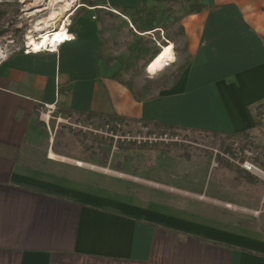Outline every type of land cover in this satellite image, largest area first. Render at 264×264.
<instances>
[{
    "label": "crops",
    "instance_id": "1",
    "mask_svg": "<svg viewBox=\"0 0 264 264\" xmlns=\"http://www.w3.org/2000/svg\"><path fill=\"white\" fill-rule=\"evenodd\" d=\"M153 2L108 0L127 8ZM193 3L204 8L181 19L190 63L154 97L138 98L100 61L91 14L72 20L70 40L56 51L17 53L0 64V264H264V212L67 158L54 151L39 116L52 106L51 118L67 110L225 133L253 130L264 102V0ZM178 195L201 201L191 202L200 208L259 216L262 224L243 229L205 207L179 208Z\"/></svg>",
    "mask_w": 264,
    "mask_h": 264
},
{
    "label": "rangeland",
    "instance_id": "2",
    "mask_svg": "<svg viewBox=\"0 0 264 264\" xmlns=\"http://www.w3.org/2000/svg\"><path fill=\"white\" fill-rule=\"evenodd\" d=\"M77 1L71 11V21L76 16L90 14L97 20L100 61L114 67L119 78L138 98L161 94L175 84L189 65L190 55L181 19L194 0H154L151 5H145L152 12L150 17L143 14L135 17L131 10H123L125 6H112L108 0ZM60 5L50 0H2L0 33L9 32L22 41L28 36L53 31L63 18L38 31L34 24ZM38 10L28 17L29 13ZM152 18L155 19L152 27H157L143 29ZM134 19L138 21L133 23ZM162 46L168 47L170 59L176 58L173 65L164 69L169 57L157 60L156 56L151 60ZM259 114H264V107ZM259 114H254V120L264 125V118ZM47 128L54 137V151L67 158L206 194L258 211L259 215L264 212V129L261 127L254 126L248 132L249 138L230 137L188 129H167L139 120L112 119L105 114H76L62 110L53 115ZM225 147L232 153L224 152ZM251 168L259 171L262 177L251 172ZM101 181L105 182L104 177ZM152 197L167 202L171 199L158 191H153ZM176 197L179 208L190 206L194 212L206 210L211 216L243 229H255L262 224L259 216L212 205L202 206L205 207L203 210L191 204H204L201 201L181 195Z\"/></svg>",
    "mask_w": 264,
    "mask_h": 264
},
{
    "label": "built area",
    "instance_id": "3",
    "mask_svg": "<svg viewBox=\"0 0 264 264\" xmlns=\"http://www.w3.org/2000/svg\"><path fill=\"white\" fill-rule=\"evenodd\" d=\"M1 1L2 0H0V2ZM71 11L68 12L63 17L59 27L53 30V31L59 30L61 27L64 26L68 36L61 40L54 41L53 43H48L46 45H43L37 50L33 49V47L29 45L30 40L28 39V37L25 40L18 41V39L14 38L12 34L9 32L0 33V64L6 61L12 55L17 54V53L30 54V53H36V52H42V51H46V52L56 51V48L60 43L66 40H70L71 38V35L69 33V27L72 23L71 15L73 14V12ZM39 37L40 35L34 36L33 39L38 41ZM53 110L54 108L52 106H45L44 113L42 114V116L40 114V117L43 119L47 127L49 126V122L51 119V113L53 112Z\"/></svg>",
    "mask_w": 264,
    "mask_h": 264
},
{
    "label": "bare ground",
    "instance_id": "4",
    "mask_svg": "<svg viewBox=\"0 0 264 264\" xmlns=\"http://www.w3.org/2000/svg\"><path fill=\"white\" fill-rule=\"evenodd\" d=\"M50 1L51 2L54 1L55 3H60L61 5H60L59 9H55V8L52 9V11L48 14V17L36 21V23L34 24V29L37 31L41 30L43 27H48L51 24H54L57 21L61 20L78 3L77 0H50ZM37 12H39V10L29 13L28 17H32ZM67 36H68V34L65 30V27L63 26L59 30L48 31V32L43 33L38 38V41L33 39L32 36H28V39L30 40L29 45L32 46L33 49L37 50L43 45H46L48 43H53L54 41L61 40L63 38H66ZM167 58H168V50L165 46H162L156 59L157 60H166ZM251 169H253V168H251ZM253 171L260 173L256 169H253Z\"/></svg>",
    "mask_w": 264,
    "mask_h": 264
},
{
    "label": "trees",
    "instance_id": "5",
    "mask_svg": "<svg viewBox=\"0 0 264 264\" xmlns=\"http://www.w3.org/2000/svg\"><path fill=\"white\" fill-rule=\"evenodd\" d=\"M145 5L146 4L143 3L142 5H140L137 8L123 7V10H125V11L126 10H131L133 12L132 15L135 16V17H137L138 15H142V14L145 15L146 17H150L152 12H151V10H148ZM203 8L204 7L200 3H192L189 6L187 14H189V13H198ZM136 19L133 20V23H136L138 21ZM176 19H174L173 21H175ZM154 20H155L154 18L150 19L149 23L147 25L143 26V29L148 28L149 30H151V29L156 28L157 26L156 27H152V25H153L152 23H153ZM144 31H146V30H144ZM157 54L151 60H153L157 56ZM151 60L149 62H151ZM114 77H119L118 76V72L115 73ZM133 94H135V93H133ZM135 96H137V95H135ZM263 107H264V102L257 106V108L255 109L256 113L259 114L260 109H262ZM93 114H95V113H92V112H88L87 113V115H93ZM259 116L264 118V114L263 115L259 114ZM110 118L119 119V120L123 119V118L117 117L115 115H110ZM146 123H151V124H154V125H158V126H161L163 128H167V129H188V130L200 131V132L211 133V134L228 135L230 137L238 136V137H243V138H249L248 132H243V133H240V134L225 133V132H218V131H211V130H204V129H195V128H189V127H184V126H176V125H171V124H165V123H160V122H157V121H154V120L146 121ZM255 127H261L262 129H264V125L259 123L258 120H256V122H255ZM224 152L232 153L231 149L229 147H225L224 148Z\"/></svg>",
    "mask_w": 264,
    "mask_h": 264
}]
</instances>
